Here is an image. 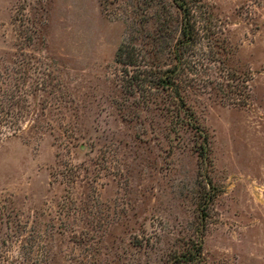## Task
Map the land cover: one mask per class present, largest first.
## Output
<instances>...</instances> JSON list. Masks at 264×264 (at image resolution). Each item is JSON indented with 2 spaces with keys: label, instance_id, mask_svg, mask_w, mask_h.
<instances>
[{
  "label": "rangeland",
  "instance_id": "374dc122",
  "mask_svg": "<svg viewBox=\"0 0 264 264\" xmlns=\"http://www.w3.org/2000/svg\"><path fill=\"white\" fill-rule=\"evenodd\" d=\"M181 1L0 0V264H264V0Z\"/></svg>",
  "mask_w": 264,
  "mask_h": 264
},
{
  "label": "trees",
  "instance_id": "16d2710c",
  "mask_svg": "<svg viewBox=\"0 0 264 264\" xmlns=\"http://www.w3.org/2000/svg\"><path fill=\"white\" fill-rule=\"evenodd\" d=\"M178 1V3H176V5L178 6V8L182 9L184 11V21H183V25H182V44H185L187 42H190L193 40V33H192V29H191V22L189 19V13H188V8L185 5V1H181L180 0H176V2ZM178 50L180 49V44H178ZM180 70L179 67L176 66L173 69H169L168 71H166L163 75V77L160 78V83H162L164 86L167 85H171L174 81V79L176 78V76L179 74Z\"/></svg>",
  "mask_w": 264,
  "mask_h": 264
}]
</instances>
